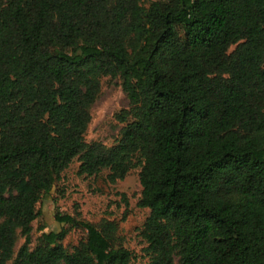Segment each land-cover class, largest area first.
<instances>
[{
  "label": "trees",
  "instance_id": "obj_1",
  "mask_svg": "<svg viewBox=\"0 0 264 264\" xmlns=\"http://www.w3.org/2000/svg\"><path fill=\"white\" fill-rule=\"evenodd\" d=\"M108 76L130 101L110 147L86 140ZM76 158L141 167L149 264H264V0H0V264H135L114 220L57 213L31 246Z\"/></svg>",
  "mask_w": 264,
  "mask_h": 264
},
{
  "label": "rangeland",
  "instance_id": "obj_2",
  "mask_svg": "<svg viewBox=\"0 0 264 264\" xmlns=\"http://www.w3.org/2000/svg\"><path fill=\"white\" fill-rule=\"evenodd\" d=\"M148 4L149 2H145V5ZM233 49L234 46L230 50ZM129 106L130 101L121 80L103 77L101 91L91 107L86 140L101 142L107 147L115 145L126 124L117 116ZM79 165L80 161L76 158L62 173L53 189L37 203L39 215L32 224L31 246H35L42 232H57L62 229L65 224L57 220V213L96 224L104 219L114 220L118 224V241L130 250L132 262L149 264L151 257L142 230L150 209L139 206L143 190L140 181L141 167L131 169L124 179L112 182L108 178L109 169L88 176L78 173ZM86 237L85 228L71 227L62 242L72 252ZM24 242L25 237L19 235L15 256Z\"/></svg>",
  "mask_w": 264,
  "mask_h": 264
}]
</instances>
